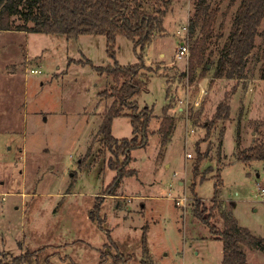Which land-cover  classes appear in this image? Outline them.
I'll use <instances>...</instances> for the list:
<instances>
[{"label":"rangeland","instance_id":"374dc122","mask_svg":"<svg viewBox=\"0 0 264 264\" xmlns=\"http://www.w3.org/2000/svg\"><path fill=\"white\" fill-rule=\"evenodd\" d=\"M240 1L207 0L208 11H218L204 76L202 66L189 70L207 32L201 19L190 33L198 0H174L163 27L153 32L144 51L152 71L134 98L152 110L149 141L132 152L128 168L137 173L124 176L117 194L105 198L102 225L91 211L117 171L108 165L113 156L99 133L114 98L101 92L117 84L76 60L135 64L134 41L118 35L112 59L104 35L0 31V259L37 251L31 264H115L118 256L125 258L120 264H141L146 230L153 264H223V243L194 214L196 200L218 230L224 227L221 210H230L240 226L264 237V161L238 159L264 141V34L243 78L214 76ZM162 3L148 0L145 10ZM186 36L189 55L178 58ZM220 108L221 118L214 119ZM132 131L129 116L114 118V137L131 138ZM173 197L188 200L182 206ZM243 248L250 264H264V250Z\"/></svg>","mask_w":264,"mask_h":264},{"label":"trees","instance_id":"16d2710c","mask_svg":"<svg viewBox=\"0 0 264 264\" xmlns=\"http://www.w3.org/2000/svg\"><path fill=\"white\" fill-rule=\"evenodd\" d=\"M148 0H0V31H22L47 34H64L67 38L80 35H104L106 37L107 53L115 59L116 41L118 35H123L135 43V52L139 61L135 64L122 65L115 61L107 66H97L92 60H76L82 64H91L99 74H107L113 78L117 86L111 93L101 92L105 97L114 98L108 112L104 116L99 130L104 147L112 156L108 160L110 168L117 171L111 184L91 211V218L98 219L100 225L106 221L101 215L105 198L117 194L124 176L137 173L128 168L134 149L145 147L149 141V123L152 110L148 106L140 107L134 98L143 90L149 81L151 66L145 63L144 51L150 42L156 28L163 27V19L174 0H163L151 13L145 10ZM218 8L208 11L207 0H198L197 9L190 19V33L193 34L196 22L205 20L206 36L202 45L195 46L190 59V72L194 74L202 66V76L208 70L210 61L206 59V41L213 35V24L216 21ZM19 20L22 22L19 23ZM264 22V0H241L235 15L230 36L215 62L214 76L216 78H243L247 67V59L256 47L259 29ZM206 60V61H205ZM124 108H127L124 111ZM220 108L214 119L221 118ZM127 115L130 117L133 131L131 138H116L112 134V123L115 117ZM169 116L167 115L166 118ZM170 126L174 121L170 117ZM166 122L161 123V130L166 129ZM210 132L211 126L205 124ZM168 130V129H167ZM163 131V130H162ZM123 158V159H122ZM239 160L251 162L264 161V141L251 146L239 153ZM201 157L196 165H199ZM195 167L197 178L198 167ZM194 178V180H195ZM195 183H193V186ZM219 207V206H218ZM194 214L208 225L223 243V264H250L243 246L258 247L264 250V237L256 236L248 228L239 225L230 210H221L223 229L218 230L211 219L213 214L206 206L196 200L193 203ZM109 234V232H108ZM110 235V234H109ZM146 230L142 236V247L146 257L141 264H153L149 256ZM37 251H27L14 256L10 261L0 259V264H31ZM125 258L118 256L115 264H120ZM68 264H76L74 262Z\"/></svg>","mask_w":264,"mask_h":264},{"label":"built area","instance_id":"2783aa9c","mask_svg":"<svg viewBox=\"0 0 264 264\" xmlns=\"http://www.w3.org/2000/svg\"><path fill=\"white\" fill-rule=\"evenodd\" d=\"M189 52H190L189 38H188V36H186V39H184L181 42H179V45H178V48H177V57L181 58L183 56H188ZM170 66L174 67L175 63L174 62L171 63ZM32 71L36 72L37 70H32ZM205 93H206V91L203 90L202 94L204 95ZM183 102H184V100L180 101V103L184 104ZM188 103H189V101L187 100L186 101V105H185L186 107H189ZM200 103H201L200 100H197L195 102V105L199 106ZM180 109H181V111H183L184 110V106H182ZM187 157H192L191 153H188ZM262 191L264 192V188H262ZM173 198H174V200H175L177 205H182V206H185V204H186V202L188 200L186 197H173Z\"/></svg>","mask_w":264,"mask_h":264},{"label":"crops","instance_id":"0c3cea01","mask_svg":"<svg viewBox=\"0 0 264 264\" xmlns=\"http://www.w3.org/2000/svg\"><path fill=\"white\" fill-rule=\"evenodd\" d=\"M114 196V195H113Z\"/></svg>","mask_w":264,"mask_h":264}]
</instances>
